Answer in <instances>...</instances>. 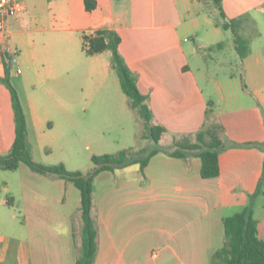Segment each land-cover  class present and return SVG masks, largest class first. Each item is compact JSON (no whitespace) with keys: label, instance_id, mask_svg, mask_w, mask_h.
<instances>
[{"label":"crops","instance_id":"1","mask_svg":"<svg viewBox=\"0 0 264 264\" xmlns=\"http://www.w3.org/2000/svg\"><path fill=\"white\" fill-rule=\"evenodd\" d=\"M95 1L96 8L88 11L85 0H26V10L9 19L6 34L0 32V77L8 51L21 70L13 67L11 80L21 94L34 159L50 163L48 153L60 145L54 142L83 133V95L70 93L73 85L93 80L98 71H115L111 51H104L93 55L103 70L87 66V74H65L72 54L78 46L83 49V34L101 28L120 34L119 50L147 96L152 123L166 129L161 146L171 151L177 140L194 138L212 123L222 126L224 144L221 173L213 178L201 175L197 154L179 158L166 151L152 156L144 171L134 163L97 174L94 264H211L225 241L223 218L237 212V197L244 193L264 240V0L221 1L227 20L249 18L242 30L249 39L244 58L235 40L229 49L225 45L232 31L223 27L213 0ZM211 63L218 75L210 78L208 69L212 94L205 93L193 69L195 64L205 70ZM3 84L0 80V155L10 151L16 137L11 92ZM43 85L58 92L51 111L40 109L27 94L30 86ZM139 135L148 144L138 149L155 147L148 132ZM12 172L16 178L6 175V197L0 199V264H76L83 224L80 190L25 163ZM13 208L19 214L10 213ZM18 217L23 233H12Z\"/></svg>","mask_w":264,"mask_h":264},{"label":"trees","instance_id":"2","mask_svg":"<svg viewBox=\"0 0 264 264\" xmlns=\"http://www.w3.org/2000/svg\"><path fill=\"white\" fill-rule=\"evenodd\" d=\"M224 19L223 27L230 29L234 35L237 53L244 58L249 52V39L242 32L244 22L241 20L226 19L222 8V0H213ZM88 11L96 8L95 0H85ZM226 20V21H225ZM120 34L109 28H101L92 34H83V48L90 56L111 51V66L115 70L122 91L127 95L130 106L137 110L144 120L148 136L155 142L152 149H122L116 153L93 155L95 165L90 172L69 170L63 162L45 164L36 161L33 157L32 146L28 137L27 116L20 95L12 83L11 70L13 56L4 51L5 74L0 80L9 88L15 113L16 137L7 154L0 155V170L16 171L22 163L27 164L33 171L61 177L75 184L81 194L82 231L81 242L78 248L76 264H94L98 253V229L93 217V182L97 174L104 170L114 171L128 165L139 163L144 171L152 156L160 151L179 158H187L197 154L202 160L201 175L204 178L217 177L221 173L220 152L224 140L220 133L222 126L212 123L203 127L194 138L185 137L175 142L173 150L169 151L160 145L165 127L152 123L153 113L147 103V96L141 93L138 87V77L130 69L119 50ZM225 241L222 247L215 251L211 264H264V240L259 235V221L255 218L253 205L245 207L223 218Z\"/></svg>","mask_w":264,"mask_h":264},{"label":"rangeland","instance_id":"3","mask_svg":"<svg viewBox=\"0 0 264 264\" xmlns=\"http://www.w3.org/2000/svg\"><path fill=\"white\" fill-rule=\"evenodd\" d=\"M190 36L192 37V35H189V37ZM225 39V45L229 49L233 43L234 36L231 32H228ZM195 42L193 40L190 41L193 46L195 45ZM78 49V52H74L72 54L74 60L73 64L69 66V69H65V74H67V70H69V75L74 77H77V75L80 76V73L87 74V66L94 68L95 66H98V70H103V68L100 67L99 62L95 60L96 56L88 55L84 48L81 49L80 46H78ZM238 66L239 60L237 59L235 60L234 66L231 70L236 72V68ZM193 69L195 70L200 85L205 93H214L215 90L211 85V80L207 77V73L208 69H210V71H212L210 72V78H218V75L216 76L217 73L214 71L217 69L216 63H211L208 67H205V70L197 68L194 64ZM25 75L26 71L24 69V76ZM71 90L72 91L70 93L83 95L82 106L85 108L83 113V133L79 132L75 135L77 137H67L54 142L56 145H60L58 147H54V150L48 153L47 162H50L48 164L63 162L68 168L90 172L95 167L92 161L93 155L116 153L122 149H138L139 147L146 146L148 144L147 139H143L140 135L139 137L137 136V134H146L148 132L147 129L144 131L146 124L139 115L138 111L130 106L129 98L122 91L115 71L111 70L109 73H101V71H98V74H96V77L93 80H90L87 83L84 82L83 85H73ZM55 93L58 92L50 91L46 85H43V87L39 88V90L30 86L27 94L28 97L33 99L34 104L40 109L51 111L57 105L58 101ZM19 95L21 94L19 93ZM46 118L47 117L44 118L45 122ZM58 130L59 127H56L53 131L56 132ZM50 132L51 130L48 129L47 133ZM88 143L91 144V148L87 147ZM62 146L65 147V152L62 151ZM153 146H156V144H153ZM246 164L249 171H252V163L247 162ZM240 172L244 174L246 173V170H240ZM6 175H9L11 181L16 178L14 172L9 170H0V199L6 197ZM247 197L248 196L245 193L238 195L236 200L238 205L235 206L237 212L242 211L245 208L249 201ZM9 211L10 213L16 212L19 214L17 208H13ZM13 221L14 224L10 226L9 231L17 234H19V232L23 233V226L21 224L22 222L20 217ZM0 230L4 232V228H0Z\"/></svg>","mask_w":264,"mask_h":264},{"label":"built area","instance_id":"4","mask_svg":"<svg viewBox=\"0 0 264 264\" xmlns=\"http://www.w3.org/2000/svg\"><path fill=\"white\" fill-rule=\"evenodd\" d=\"M26 10V0H0V32H8L9 19ZM13 66L17 68L16 56L12 59ZM18 72H21L17 68Z\"/></svg>","mask_w":264,"mask_h":264}]
</instances>
